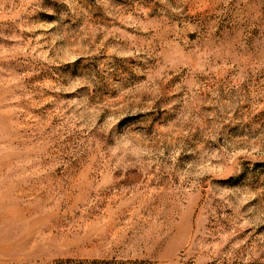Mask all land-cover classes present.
Masks as SVG:
<instances>
[{
    "label": "rangeland",
    "instance_id": "1",
    "mask_svg": "<svg viewBox=\"0 0 264 264\" xmlns=\"http://www.w3.org/2000/svg\"><path fill=\"white\" fill-rule=\"evenodd\" d=\"M0 264H264V0H0Z\"/></svg>",
    "mask_w": 264,
    "mask_h": 264
}]
</instances>
